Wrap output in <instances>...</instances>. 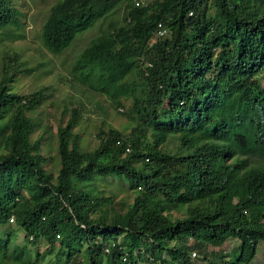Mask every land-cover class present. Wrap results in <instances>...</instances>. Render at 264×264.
Returning <instances> with one entry per match:
<instances>
[{
	"label": "trees",
	"instance_id": "obj_1",
	"mask_svg": "<svg viewBox=\"0 0 264 264\" xmlns=\"http://www.w3.org/2000/svg\"><path fill=\"white\" fill-rule=\"evenodd\" d=\"M120 5L121 21L90 40L72 71L116 106L128 101V123L100 129L89 150L71 109L51 169L36 133L45 89L15 92L26 69L15 54L1 58L0 264H192L193 249L207 264H251L264 242V0H58L43 45L61 53ZM17 15L0 0V39ZM104 181L132 201L105 194ZM229 239L235 258L205 250Z\"/></svg>",
	"mask_w": 264,
	"mask_h": 264
},
{
	"label": "rangeland",
	"instance_id": "obj_2",
	"mask_svg": "<svg viewBox=\"0 0 264 264\" xmlns=\"http://www.w3.org/2000/svg\"><path fill=\"white\" fill-rule=\"evenodd\" d=\"M58 0H13V5L18 11V24L13 25L8 36L0 39V68L1 58L5 54H15L18 61L22 62L23 69L17 74V81L14 83V91L27 94L38 89H45V99L37 108L39 122L42 127L36 133L43 135L42 153L48 158L52 157L46 167L51 169L58 163L56 153V132L58 125H64L70 116L71 109L75 108L80 112L79 125L74 129L81 137V144L84 148L91 150L95 147V135L100 129L109 126L124 129L128 123V101L123 105L116 106L111 99L99 92L89 89L86 85L77 80L72 71V66L77 55L85 48L91 39L106 28L111 22L121 21L124 13V6L120 5L114 12L104 18L97 20L90 28L77 33L75 39L61 53L55 54L49 51L42 42L41 31L49 10ZM145 2L146 0H140ZM128 133L129 130H122ZM178 146L176 137H170L166 146L168 150H175ZM106 189L105 194L110 190L114 193V200L131 202L133 192L117 182H102ZM174 216L182 217L184 213L173 210ZM13 225V224H12ZM15 228L16 226L13 225ZM24 234L18 231L16 240L24 242ZM60 238L56 237V245ZM46 244L40 240L31 245L30 252L42 251ZM239 242L236 239H229L221 247L205 246L207 252L221 251L228 258H235L238 255ZM196 252L197 258L192 264H207L202 259L201 252L197 249L191 250V256ZM251 264H264V242L260 241L257 246L256 256Z\"/></svg>",
	"mask_w": 264,
	"mask_h": 264
},
{
	"label": "built area",
	"instance_id": "obj_3",
	"mask_svg": "<svg viewBox=\"0 0 264 264\" xmlns=\"http://www.w3.org/2000/svg\"><path fill=\"white\" fill-rule=\"evenodd\" d=\"M165 29L162 27L161 23L158 24V29H157V33L158 35H164L165 34ZM194 255V253H193Z\"/></svg>",
	"mask_w": 264,
	"mask_h": 264
}]
</instances>
